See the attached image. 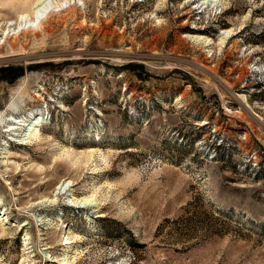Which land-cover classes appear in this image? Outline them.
Masks as SVG:
<instances>
[{
    "label": "rangeland",
    "instance_id": "obj_1",
    "mask_svg": "<svg viewBox=\"0 0 264 264\" xmlns=\"http://www.w3.org/2000/svg\"><path fill=\"white\" fill-rule=\"evenodd\" d=\"M23 1L0 0V264L25 233L35 264H264V0H62L3 40Z\"/></svg>",
    "mask_w": 264,
    "mask_h": 264
},
{
    "label": "bare ground",
    "instance_id": "obj_2",
    "mask_svg": "<svg viewBox=\"0 0 264 264\" xmlns=\"http://www.w3.org/2000/svg\"><path fill=\"white\" fill-rule=\"evenodd\" d=\"M215 1L216 0H201L200 4L201 5L212 4ZM62 3H63L62 0H32V1L25 0V1H23V4L25 5L26 9H23L22 11L18 12V14L16 15L14 20H10V21L6 22V24L8 26H6L5 30L2 31L3 32L2 35L4 37L3 40H6L8 38V36H14V35L18 36L19 34L25 32L27 30H36V29L40 30L41 27H44V25L49 22V18L51 17L52 13L60 12L63 9ZM52 4H54V7H56L57 9H54V7H52ZM159 22H160V20L157 21V23H159ZM14 25H15V28H12V32L10 34L8 31V28L10 26H14ZM232 34H233L232 29L222 31V36L220 38L221 43L224 41V38H226L227 36H231ZM6 115L10 116V117L6 121L8 123L3 125V128L5 127V129H3L2 132H6V133H8V135L12 134L13 136L10 139L15 140V142H17L19 144H21V143L22 144H24V143H26V144L36 143L37 145H39L41 143L42 136L40 135V133H39L40 131L38 128L43 123V115L38 114V113L36 115H32V117L29 120H27V121L24 120V121H26V122H24V124L23 123L18 124L20 122V120L13 117L12 116L13 114H11L10 110H9V113H6ZM6 118H7L6 116L2 117L0 119V123L3 122ZM95 152L96 151L94 149H89L86 153H80V155L83 157H86L88 160H90V162H94ZM69 153H70L69 149H67L65 147H60V151L53 155L54 156L53 161L60 159L66 155H69ZM78 156L79 155H77V158H78ZM102 157H103V155H102ZM103 158H102V160H103ZM38 169L41 170L43 168L41 166H38ZM92 169H93V171H96L97 169H99V167H98V165H96V163H94ZM69 183H71V185H72L71 180H65V179L62 180L57 185L55 190L53 191L51 197H44L41 200H39L38 203L45 202V203H49L50 205H54L58 200V193L59 192L63 193L65 191L66 187L69 185ZM96 190H98V189L96 188ZM66 200H67V201H65L66 204H68L69 206L78 207V208H85V207L92 206V205L97 206L100 203V200L96 199L94 193H92L90 195L79 196V197H76L73 194H70V196ZM3 208L4 207L2 205V200L0 198V209L3 210ZM2 210H0V211L3 212L4 210L3 211ZM95 212H97V211H95ZM2 214H0V222H1L0 233L5 234L6 231H5L3 222H4V220H8V217H5V214H3V215ZM102 215L103 214L98 213L96 216L100 217ZM58 217L59 216H56L54 219H56V218L58 219ZM26 224H27L26 221H23L22 223L16 224V231L21 230L22 227L25 226ZM77 238H79L78 235H74V234L67 235L64 239L65 241L63 242V244L68 245L69 246L68 248L71 249L70 248L71 245L74 242H76ZM29 239H30L29 234L25 233L24 237H23V245H25V247L23 248V257L21 258L19 264H35L34 259H33L35 254H33V251L30 250V247H27ZM49 247L50 246H48L47 248H49ZM45 257H46L45 258L46 260L51 259V256L48 255L47 253L45 254ZM74 257L75 256L73 254L66 255L62 259V263L63 264H71L73 262Z\"/></svg>",
    "mask_w": 264,
    "mask_h": 264
}]
</instances>
